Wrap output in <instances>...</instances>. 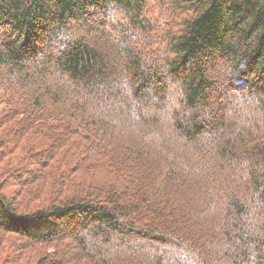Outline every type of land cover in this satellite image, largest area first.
Returning a JSON list of instances; mask_svg holds the SVG:
<instances>
[{"label": "trees", "instance_id": "16d2710c", "mask_svg": "<svg viewBox=\"0 0 264 264\" xmlns=\"http://www.w3.org/2000/svg\"><path fill=\"white\" fill-rule=\"evenodd\" d=\"M0 233L24 264H264V0H0Z\"/></svg>", "mask_w": 264, "mask_h": 264}, {"label": "rangeland", "instance_id": "374dc122", "mask_svg": "<svg viewBox=\"0 0 264 264\" xmlns=\"http://www.w3.org/2000/svg\"><path fill=\"white\" fill-rule=\"evenodd\" d=\"M157 15V14H156ZM207 136V135H206ZM209 152H205L203 154V159L209 160L210 159V155ZM85 175V174H84ZM120 192H123L122 190ZM126 193V197H127V192ZM199 209V207H198ZM8 238V239H7ZM9 240H11L9 237L3 235L0 233V264H24L23 262H19V260H14L13 258L11 260H9L8 256L9 255V250L13 251L15 246H19V244L21 245V242H19L18 240H12L9 242ZM116 237L112 240L113 242H115ZM9 245V248H8Z\"/></svg>", "mask_w": 264, "mask_h": 264}]
</instances>
